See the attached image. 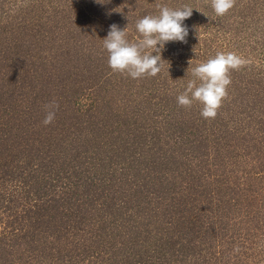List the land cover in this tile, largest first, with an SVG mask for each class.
I'll return each instance as SVG.
<instances>
[{
    "label": "rangeland",
    "instance_id": "1",
    "mask_svg": "<svg viewBox=\"0 0 264 264\" xmlns=\"http://www.w3.org/2000/svg\"><path fill=\"white\" fill-rule=\"evenodd\" d=\"M157 5L195 8L187 42L155 77L113 72L109 26L135 42ZM218 52L248 63L206 120L176 98ZM10 230L0 264H264V0H0L1 244Z\"/></svg>",
    "mask_w": 264,
    "mask_h": 264
},
{
    "label": "clouds",
    "instance_id": "2",
    "mask_svg": "<svg viewBox=\"0 0 264 264\" xmlns=\"http://www.w3.org/2000/svg\"><path fill=\"white\" fill-rule=\"evenodd\" d=\"M210 3L217 16H224L233 8L235 0H210ZM157 7V15H145L136 21L135 29L140 38L135 42H129L126 38L127 26L123 30L115 23L109 26L107 36L103 39V48L108 53L107 63L113 72L126 73L133 79L155 77L161 71L160 62L163 59L160 53L165 45L168 42H187L189 28L184 21L192 16L195 8L188 5L176 9L166 5ZM188 63L191 65V60ZM247 63L234 52H218L213 58L192 67L191 73L195 79L190 80L186 90L177 96L178 105L187 108L193 102H199L202 105L201 117L215 119L228 95L230 72L241 69ZM58 110L59 104L55 100L45 104L42 124H51Z\"/></svg>",
    "mask_w": 264,
    "mask_h": 264
},
{
    "label": "trees",
    "instance_id": "3",
    "mask_svg": "<svg viewBox=\"0 0 264 264\" xmlns=\"http://www.w3.org/2000/svg\"><path fill=\"white\" fill-rule=\"evenodd\" d=\"M7 235H6V238H4V245L3 244H1V240H0V261L1 262H5L6 263V261L8 260V259H10V258H14V257H11L12 255H13V252L14 251H12V250H15V246L16 245H14V246H11L12 244H14V243H11V244H9V240L10 239H12V238H17V237H15V234L13 233V231H9L8 233H6ZM14 235V236H13ZM5 241H6V243L7 244H9L8 246H5ZM17 249H18V247H17ZM14 256V255H13ZM16 257L18 258V254L16 255ZM27 259H29V257L27 258ZM31 261H29V263L28 264H31L32 263V261H33V259L31 258L30 259Z\"/></svg>",
    "mask_w": 264,
    "mask_h": 264
}]
</instances>
